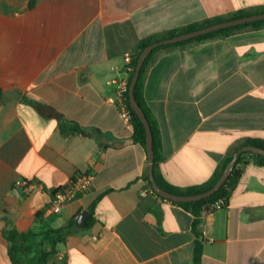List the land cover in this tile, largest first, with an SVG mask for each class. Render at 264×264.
I'll list each match as a JSON object with an SVG mask.
<instances>
[{
  "label": "crops",
  "instance_id": "0c3cea01",
  "mask_svg": "<svg viewBox=\"0 0 264 264\" xmlns=\"http://www.w3.org/2000/svg\"><path fill=\"white\" fill-rule=\"evenodd\" d=\"M31 1L0 0V264H11V232L90 216L100 195L90 228L68 235L48 264H264V165L250 160L227 206L202 215L197 261L193 214L141 194L146 150L112 101L139 39L264 0ZM144 97L160 175L180 187L207 181L238 141L264 139V26L159 51ZM85 171L91 187L46 212L51 191Z\"/></svg>",
  "mask_w": 264,
  "mask_h": 264
},
{
  "label": "trees",
  "instance_id": "16d2710c",
  "mask_svg": "<svg viewBox=\"0 0 264 264\" xmlns=\"http://www.w3.org/2000/svg\"><path fill=\"white\" fill-rule=\"evenodd\" d=\"M30 5H33V0L31 1ZM261 12H264V6H257L251 9H241L227 15L216 16L214 18L193 22L185 26H180L169 30L153 33L142 39H139L136 42L134 49L129 53L128 61L125 64V70L127 71L128 78L126 83V90L123 93L125 103L127 104L130 113L129 120L133 128L132 138L135 142L139 143L146 150L145 128L141 119L131 108L129 102V95H128V86L131 77L133 75L138 56L142 51V49L148 44L157 40H161L163 38L172 37L174 35L183 32H189L216 22L242 17L250 14L261 13ZM263 26H264V19H260L244 24L226 27L203 35H199L197 37L182 42L162 45L160 47L155 48L151 53L147 55L141 67L139 77L134 88V95L137 103L145 113V116L147 117V120L152 130L153 152H154V176L157 183L163 189L179 195H192L203 192L209 189L210 187H212L217 182L225 166L230 161L235 151H237L239 148L245 145H254L264 148V139L246 138L244 140L238 141L227 151V153L223 157L221 163L219 164L218 168L215 170L213 175L207 181L201 184L180 187V186L171 185L168 182H166L158 171V164L160 161H162L163 156L161 154V140H160L159 129L157 126V121L153 113L147 106L144 97V85H145L146 75L149 68L155 63L157 59V53L161 50H169L177 47H183L189 44L201 43L207 40L227 36L236 31L246 30V29H258ZM1 96H2V90L0 88V97ZM68 127L74 132L85 133L76 124L70 123ZM250 160L256 164L264 165L263 155L250 151H244L240 153V155L238 156L232 168V171L228 176V178L226 179V181L224 182V184L213 195L197 201H187V202L172 201L173 203L178 204L183 208L189 210L193 214L192 232L195 235V259L197 261L200 258L203 243L205 241L199 229L202 215L205 213L209 205L214 201H216L217 199L224 198L228 200L231 191L236 186L238 179L240 178L243 172L244 166ZM143 178L145 179V181H147L149 192L154 194L156 197L160 199H164L156 192H154V190L152 189L147 171L144 172ZM100 196H98L95 200H93V202L89 206V210L91 211L90 212L91 214L87 218L86 222L82 227H78L76 225L75 218H69L65 222V224H63L58 228H53L48 226L40 232H36L34 230L11 232L9 234V247L7 251L11 264H48L50 257L54 255L56 252L57 245L59 243H63L68 235L81 233L90 228L93 221V217H92L93 209L96 204V201L100 198ZM41 213H42L41 211H38L37 215L39 216L41 215Z\"/></svg>",
  "mask_w": 264,
  "mask_h": 264
},
{
  "label": "water",
  "instance_id": "95a60500",
  "mask_svg": "<svg viewBox=\"0 0 264 264\" xmlns=\"http://www.w3.org/2000/svg\"><path fill=\"white\" fill-rule=\"evenodd\" d=\"M264 19V12L261 13H255V14H250L242 17H237L233 19H228L220 22H216L189 32H183L177 35H174L172 37H167L163 38L161 40L154 41L147 46H145L142 51L140 52L136 66L133 72V75L131 77L129 86H128V95H129V102L130 106L133 109V111L138 115V117L141 119L144 128H145V134H146V154H147V161H148V168H147V173H148V178L151 183L152 189L154 192H156L158 195L163 197L166 200L169 201H175V202H187V201H197L201 200L203 198H207L211 195H213L216 191L220 189V187L224 184L228 176L230 175L232 168L240 155V153L244 151H250L254 152L260 155L264 156V148L254 146V145H245L239 148L237 151L234 152L232 158L230 161L227 163L225 166L221 176L217 180V182L210 187L209 189L197 193V194H192V195H179V194H174L171 193L165 189H163L156 181L155 176H154V152H153V135H152V130L149 125V122L147 120V117L145 116V113L137 103L134 95V88L136 85V82L139 77V73L141 70V67L144 63V60L146 59L147 55L151 53L155 48L160 47L162 45H167V44H173L177 42H182L185 40L192 39L194 37H197L199 35H203L209 32H213L222 28L226 27H231L239 24H244L248 23L251 21L255 20H260ZM89 216V211L84 210L82 211L79 216L76 218V225L78 227H82L84 223L86 222L87 217Z\"/></svg>",
  "mask_w": 264,
  "mask_h": 264
},
{
  "label": "built area",
  "instance_id": "2783aa9c",
  "mask_svg": "<svg viewBox=\"0 0 264 264\" xmlns=\"http://www.w3.org/2000/svg\"><path fill=\"white\" fill-rule=\"evenodd\" d=\"M117 83L116 97L113 98L119 109L120 116L128 121L130 118L129 109L125 103L123 93L126 90V84L112 80ZM93 172L85 171L73 177L67 184L59 186L51 191V199L49 200L45 211L48 213H59L70 201L76 199L80 194L88 190L93 183ZM17 184L24 185L30 188L32 184L22 180L17 181ZM149 188L141 191V194H146ZM228 200L219 198L209 205L206 211H216L227 206Z\"/></svg>",
  "mask_w": 264,
  "mask_h": 264
}]
</instances>
